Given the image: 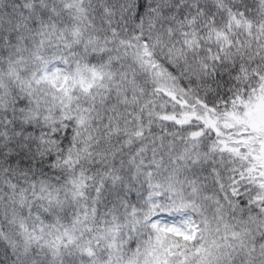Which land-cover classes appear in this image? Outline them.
<instances>
[{
    "label": "snow or ice",
    "instance_id": "obj_1",
    "mask_svg": "<svg viewBox=\"0 0 264 264\" xmlns=\"http://www.w3.org/2000/svg\"><path fill=\"white\" fill-rule=\"evenodd\" d=\"M0 264H264V0H0Z\"/></svg>",
    "mask_w": 264,
    "mask_h": 264
}]
</instances>
